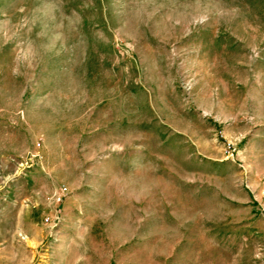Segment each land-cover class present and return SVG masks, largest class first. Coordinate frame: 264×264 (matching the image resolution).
Here are the masks:
<instances>
[{"label": "rangeland", "instance_id": "obj_1", "mask_svg": "<svg viewBox=\"0 0 264 264\" xmlns=\"http://www.w3.org/2000/svg\"><path fill=\"white\" fill-rule=\"evenodd\" d=\"M0 264H264V0H0Z\"/></svg>", "mask_w": 264, "mask_h": 264}, {"label": "built area", "instance_id": "obj_2", "mask_svg": "<svg viewBox=\"0 0 264 264\" xmlns=\"http://www.w3.org/2000/svg\"><path fill=\"white\" fill-rule=\"evenodd\" d=\"M61 201H62L61 196H57V198H55V203H56V204L60 203ZM57 220H58V216H57V214H56V217H55L54 220H50V219L46 218V219L44 220V222L50 224L51 226H57V225H56V224H57V223H56Z\"/></svg>", "mask_w": 264, "mask_h": 264}]
</instances>
